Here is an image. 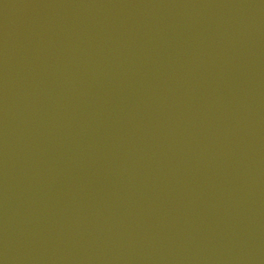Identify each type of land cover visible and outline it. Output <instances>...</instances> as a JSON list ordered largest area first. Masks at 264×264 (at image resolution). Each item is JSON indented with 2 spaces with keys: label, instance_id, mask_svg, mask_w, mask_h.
Segmentation results:
<instances>
[{
  "label": "water",
  "instance_id": "obj_1",
  "mask_svg": "<svg viewBox=\"0 0 264 264\" xmlns=\"http://www.w3.org/2000/svg\"><path fill=\"white\" fill-rule=\"evenodd\" d=\"M0 264H264V0H0Z\"/></svg>",
  "mask_w": 264,
  "mask_h": 264
}]
</instances>
